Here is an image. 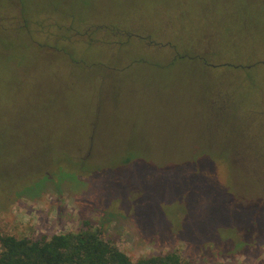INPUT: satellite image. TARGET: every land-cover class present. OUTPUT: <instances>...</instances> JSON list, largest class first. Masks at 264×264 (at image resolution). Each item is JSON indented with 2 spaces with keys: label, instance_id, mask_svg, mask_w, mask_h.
I'll list each match as a JSON object with an SVG mask.
<instances>
[{
  "label": "rangeland",
  "instance_id": "rangeland-1",
  "mask_svg": "<svg viewBox=\"0 0 264 264\" xmlns=\"http://www.w3.org/2000/svg\"><path fill=\"white\" fill-rule=\"evenodd\" d=\"M86 221L264 264V0H0V232Z\"/></svg>",
  "mask_w": 264,
  "mask_h": 264
},
{
  "label": "trees",
  "instance_id": "trees-1",
  "mask_svg": "<svg viewBox=\"0 0 264 264\" xmlns=\"http://www.w3.org/2000/svg\"><path fill=\"white\" fill-rule=\"evenodd\" d=\"M0 249V264H199L174 251L134 260L114 240L104 238L102 226L90 221L78 232L40 239L0 232Z\"/></svg>",
  "mask_w": 264,
  "mask_h": 264
}]
</instances>
